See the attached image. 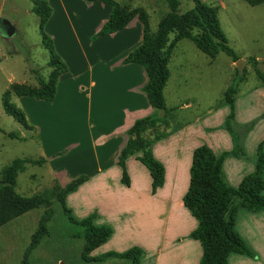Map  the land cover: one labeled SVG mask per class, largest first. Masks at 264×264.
Here are the masks:
<instances>
[{"label":"rangeland","instance_id":"1","mask_svg":"<svg viewBox=\"0 0 264 264\" xmlns=\"http://www.w3.org/2000/svg\"><path fill=\"white\" fill-rule=\"evenodd\" d=\"M115 1L128 5L132 10H144L149 16L152 31L156 30L159 20L169 11L166 0ZM202 1L218 7V18L227 44L238 56L244 57L238 59L244 61V66L239 72L236 66L238 60L230 66L232 59L225 52L219 51L211 59L191 40H182V46H179L173 61L177 71L184 64L181 71H186L182 76L177 75L167 90L168 103L177 106L172 112L174 117L169 118L172 121L170 124L176 128L211 106L220 107L221 103L218 102L223 98L226 88L241 75L245 80L238 83L240 91L245 93L250 90L247 93L254 101L257 98L250 88L264 86V2L250 5L245 0ZM179 2V13L194 6L193 0ZM32 5L31 0H0L1 17L13 20L14 25L10 35L0 32V178L2 169L16 158L44 159L41 164L26 163L17 172L15 189L24 196L45 194L52 208L47 232L28 254L27 263L130 264L126 258L96 260L97 256L110 251L124 252L137 246V240H143L144 236L138 234L133 214L126 209L125 203L99 200L94 192L98 187L92 188L88 184L81 186L77 192L68 193L64 203L58 195L59 189L64 190L67 184L78 177H87L86 172L95 168L97 157L94 153L101 149L96 148L92 139L95 133L92 132L96 126L110 124L101 118L97 120L94 110L90 113L87 88L74 87L71 82H66V85L62 83L58 100L53 106L49 101L33 102L36 98L17 96L12 91L17 84L38 85V78L47 80L51 71L48 65L50 53L42 42L39 17L32 12ZM89 27L77 26L83 44L90 34H85ZM58 33L61 39L62 36H71L67 28ZM93 35H89L91 40L100 36L93 38ZM173 36L170 34V39ZM185 59L188 61L183 63ZM62 60L69 76L79 72L85 86L89 81L87 63L80 64L78 59H69L68 65L65 59ZM91 63L95 65L94 68L99 66L95 61ZM97 72L90 74L96 78ZM6 92L9 93L8 102L23 111L30 128H25L15 117L5 112ZM178 101L179 104L190 102L191 107L183 106L185 109H180ZM113 171L115 169H110L109 173ZM44 211L42 206L34 208L0 226V264H22L31 236ZM89 215L99 220L95 221L97 225H108L112 229L110 240L90 252L86 250L83 228L72 220Z\"/></svg>","mask_w":264,"mask_h":264},{"label":"crops","instance_id":"2","mask_svg":"<svg viewBox=\"0 0 264 264\" xmlns=\"http://www.w3.org/2000/svg\"><path fill=\"white\" fill-rule=\"evenodd\" d=\"M46 1L51 7V14L44 30L52 38L55 51L67 63L69 59H78L80 64L87 63L89 71V81L85 86L79 72H74L75 75L73 73L71 77L68 72L61 74L55 97L49 104H56L62 83L66 85V82H71L74 87L78 85L77 88H87L90 113L94 110L97 120L101 118L110 122L108 126H96L92 132L95 133L92 137L95 146L101 150L94 153L97 157L95 168L86 172L87 179L77 189L85 184L92 188L98 187L94 192L99 200L126 204V209L133 214L138 234L144 236L143 240L136 242L142 249L141 264H199L202 248L200 242L190 235L198 221L183 203L190 181L193 151L206 145L216 156L230 153L223 159V179L227 185L238 187L243 178L255 169L259 147L264 152V86L250 88L257 98L254 101L247 93L250 90L243 93L238 84L232 108L222 98L218 102L222 106H211L176 128L170 122L177 106L168 103L167 90L172 80L186 71H181L185 64L180 65L177 71L173 61L184 39L176 43L168 63L170 75L163 90L166 110L158 111L149 105L142 90L146 82L143 67L137 63H122L127 53L142 40L143 26L137 16L123 29L91 40L90 36L108 18L111 10L109 4L102 0ZM6 20L14 29L13 20ZM77 26H90L85 32L90 33V36L86 37L84 44ZM66 28L71 36H62L61 39L58 32ZM91 61L99 66L94 68ZM233 63L231 61L230 66ZM94 71H98L96 78L90 74ZM35 100L33 102L42 101L37 98ZM183 106L190 108L191 103L179 104L178 108L185 109ZM231 110L233 117L229 120V130L225 127V120ZM152 115L160 116L162 120L157 127L145 131L143 135L150 141L149 148L154 158L164 168L163 184L154 192L149 171L144 169L138 159L140 152L125 161L128 185L122 182V169L117 163L118 155L129 138L128 129L135 120ZM110 169L115 171L109 173ZM75 177L77 175L72 178ZM95 221L99 222L94 219V224ZM234 228L252 254L231 253L228 264H264V210H238Z\"/></svg>","mask_w":264,"mask_h":264},{"label":"trees","instance_id":"3","mask_svg":"<svg viewBox=\"0 0 264 264\" xmlns=\"http://www.w3.org/2000/svg\"><path fill=\"white\" fill-rule=\"evenodd\" d=\"M31 1L33 3L32 12L39 17L42 42L50 53L48 65L52 70L47 80L38 78L37 86L17 84L13 86L12 91L17 96H29L51 101L56 94L59 76L66 72L67 66L55 52L52 38L44 30L45 23L51 14L50 5L46 0ZM102 1L109 4L111 10L107 20L93 35V38L123 29L135 16L141 21L142 40L127 53L122 59V63H137L143 67L146 82L142 90L149 105L158 111L166 110L163 90L170 75L168 63L178 41L191 40L201 52L212 59L219 51L225 52L234 62L239 59L227 44L216 5L207 4L202 0H193L194 6L191 9L179 13V0H166L169 11L159 20L156 30L152 31L149 16L144 10H132L128 5L120 4L115 0ZM245 1L250 5L264 2V0ZM170 34H174L172 39H170ZM243 79V75L239 76L237 81L228 86L224 92L223 100L231 108L233 96L238 90V83ZM7 96H9L8 92L4 95L5 112L15 117L25 128H30L23 111L9 103ZM232 117L233 111L231 110L225 120V127L229 130V120ZM161 120L162 117L157 115L142 117L135 120L128 129L129 138L121 149L117 162L122 169L121 180L123 183L129 184L125 166L126 159L140 152L141 155L138 156V159L149 171L152 192L163 184V165L154 158L149 148L150 141L143 135L145 131L157 127ZM228 154L230 153L225 152L216 156L206 145L195 148L192 154L190 181L183 197V203L198 221L190 235L200 242L202 248L199 264H228V257L231 253L251 255V250L234 228L235 217L240 209L253 212L264 210V152L261 147L257 153L255 169L243 178L238 187L227 185L223 179L222 163ZM43 162L44 159L16 158L1 171L0 226L29 210L40 206L45 208L38 227L31 236V242L25 252L22 264H28V254L47 232V224L52 217V208L50 199L45 194L30 196L19 194L15 189V177L26 163L41 164ZM86 179L85 176L78 177L67 184L64 190L59 189L60 194L58 193V195H60L61 202L64 203L65 196L76 190ZM94 219V215L86 216L80 220L72 219L83 228L86 250L89 252L106 242L112 234V229L108 225H96ZM141 256L142 249L133 246L121 253L112 251L104 253L97 256L96 260L103 261L109 257L126 258L130 264H141Z\"/></svg>","mask_w":264,"mask_h":264},{"label":"water","instance_id":"4","mask_svg":"<svg viewBox=\"0 0 264 264\" xmlns=\"http://www.w3.org/2000/svg\"><path fill=\"white\" fill-rule=\"evenodd\" d=\"M13 27L8 23V21L4 18H0V31L5 34L8 35L13 31ZM236 66L239 72L242 71V68L244 66V61L243 60H238L236 62Z\"/></svg>","mask_w":264,"mask_h":264}]
</instances>
